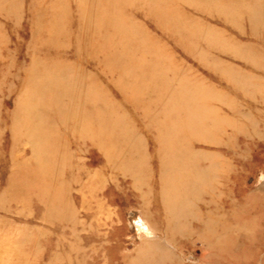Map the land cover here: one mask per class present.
<instances>
[{
	"label": "rangeland",
	"instance_id": "obj_1",
	"mask_svg": "<svg viewBox=\"0 0 264 264\" xmlns=\"http://www.w3.org/2000/svg\"><path fill=\"white\" fill-rule=\"evenodd\" d=\"M0 264H264V0H0Z\"/></svg>",
	"mask_w": 264,
	"mask_h": 264
}]
</instances>
